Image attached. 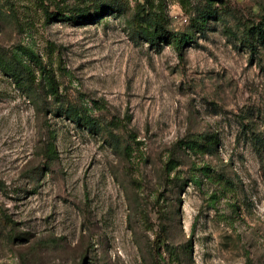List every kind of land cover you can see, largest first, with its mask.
<instances>
[{"label":"rangeland","instance_id":"1","mask_svg":"<svg viewBox=\"0 0 264 264\" xmlns=\"http://www.w3.org/2000/svg\"><path fill=\"white\" fill-rule=\"evenodd\" d=\"M138 3L0 0L3 58L32 49L61 97L0 70V264H264V0Z\"/></svg>","mask_w":264,"mask_h":264},{"label":"trees","instance_id":"2","mask_svg":"<svg viewBox=\"0 0 264 264\" xmlns=\"http://www.w3.org/2000/svg\"><path fill=\"white\" fill-rule=\"evenodd\" d=\"M136 4H139L138 0H136ZM112 10L114 12L119 11V6L112 5L109 12ZM81 11H78L79 15L77 19L85 21L86 17H83V14H80ZM103 12H105V10L101 9V7H97L94 9V12L90 17L93 20V17H99ZM61 16L65 17V12H63ZM138 26L142 30L141 35L147 41H151V43L156 42L159 36L165 33L160 26V21H157L156 23H146L145 26H142L139 23ZM169 37L176 50L179 52L182 51L184 45L191 42V36L187 34H170ZM242 40L253 53L258 46L264 42V24H259L250 28L243 36ZM32 66L38 70L39 76H37ZM0 70L25 95L27 100L33 104L37 103L36 93L41 91L42 88H46L48 95L55 100L61 98L52 69L43 64L33 50L28 47L18 49L16 53L11 54V57L8 60L4 59L3 55L0 53ZM57 112L60 113V117L68 120L70 123L84 126L85 128H92L91 122L85 119L83 113L72 105L60 107ZM46 151L47 156L55 154V149H52V147H47Z\"/></svg>","mask_w":264,"mask_h":264}]
</instances>
